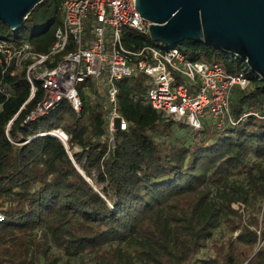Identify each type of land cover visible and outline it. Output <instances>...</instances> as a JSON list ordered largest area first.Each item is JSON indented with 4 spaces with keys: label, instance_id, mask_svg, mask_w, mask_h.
Returning a JSON list of instances; mask_svg holds the SVG:
<instances>
[{
    "label": "trees",
    "instance_id": "trees-1",
    "mask_svg": "<svg viewBox=\"0 0 264 264\" xmlns=\"http://www.w3.org/2000/svg\"><path fill=\"white\" fill-rule=\"evenodd\" d=\"M63 1L43 0L16 30L33 31V51L53 43ZM124 39L154 44L133 33ZM175 46L228 74L241 66L203 42ZM248 76V88L231 92L232 123L200 131L153 110L141 97L143 77L119 82L127 128L107 150V102L85 94L79 117L62 104L24 123L37 102L25 104L24 72L10 67L0 77V264H72L86 254L91 262L82 264H264V82ZM51 129L68 136V150L38 136Z\"/></svg>",
    "mask_w": 264,
    "mask_h": 264
},
{
    "label": "built area",
    "instance_id": "built-area-1",
    "mask_svg": "<svg viewBox=\"0 0 264 264\" xmlns=\"http://www.w3.org/2000/svg\"><path fill=\"white\" fill-rule=\"evenodd\" d=\"M135 7L136 0H64L62 22L46 53L33 51L28 42L0 41V77L10 67L22 69L28 88L25 104L37 102L24 123L47 116L62 104L79 117L82 96L88 94L87 102L109 105L107 129L100 140L110 150L115 133L127 128L118 112V83L137 76L144 79L141 97L165 118L184 122L193 131L202 130L205 123L216 129L232 123L231 92L250 85L247 61L240 60L239 70L228 74L218 64L191 60L175 45H127L126 33L149 38L150 23ZM189 84L197 85L195 93L189 92ZM38 136L56 138L68 150V136L61 129Z\"/></svg>",
    "mask_w": 264,
    "mask_h": 264
},
{
    "label": "water",
    "instance_id": "water-1",
    "mask_svg": "<svg viewBox=\"0 0 264 264\" xmlns=\"http://www.w3.org/2000/svg\"><path fill=\"white\" fill-rule=\"evenodd\" d=\"M42 1L0 0V22L16 31ZM135 8L150 23L151 41L203 42L246 60L264 82V0H136Z\"/></svg>",
    "mask_w": 264,
    "mask_h": 264
},
{
    "label": "rangeland",
    "instance_id": "rangeland-1",
    "mask_svg": "<svg viewBox=\"0 0 264 264\" xmlns=\"http://www.w3.org/2000/svg\"><path fill=\"white\" fill-rule=\"evenodd\" d=\"M33 34V31L31 30V29H26V30H21L20 31V33L19 34H17L16 33V31H5L4 33H2L1 34V36H0V38L1 39H6L7 37H9V39H11V40H13V39H15V38H18V39H20L22 42H27V39L31 36ZM133 34L135 35V36H140L139 34H137L136 32H133ZM189 86V92L190 93H195L196 91L195 90H197V85L196 84H194L193 86L192 85H188ZM68 147V146H67ZM259 163H261V164H263L264 165V161H259ZM78 169V168H77ZM80 171V170H79ZM81 172V171H80ZM82 173V172H81ZM87 180V179H86ZM88 181V180H87ZM234 181V179H231V182H233ZM230 182V183H231ZM239 182H241L242 184H244L245 185V189L247 190V193H248V195L249 196H252V197H254V200L256 201L259 197L258 196H256V195H254L251 191H250V189H251V187L248 185V184H246L245 182H243L242 180H240ZM215 194V193H214ZM235 209H238L239 208V204H233L232 205ZM241 208H243V205L241 206ZM205 256V253H203L202 254V257H204ZM82 259L81 260H79V259H75V260H73L71 263L72 264H82V261L83 262H91V255H89V254H86V255H83L82 257H81ZM65 259L63 258V259H61V262H63Z\"/></svg>",
    "mask_w": 264,
    "mask_h": 264
}]
</instances>
